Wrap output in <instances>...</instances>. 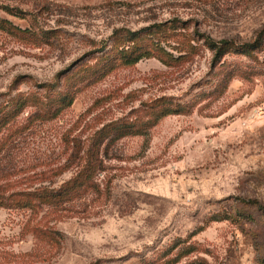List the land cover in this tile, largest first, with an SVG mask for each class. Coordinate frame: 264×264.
<instances>
[{
    "label": "rangeland",
    "instance_id": "374dc122",
    "mask_svg": "<svg viewBox=\"0 0 264 264\" xmlns=\"http://www.w3.org/2000/svg\"><path fill=\"white\" fill-rule=\"evenodd\" d=\"M0 20V193H61L0 207V264H264V0H0ZM202 35L232 48L213 64ZM124 45L148 55L102 75Z\"/></svg>",
    "mask_w": 264,
    "mask_h": 264
},
{
    "label": "trees",
    "instance_id": "16d2710c",
    "mask_svg": "<svg viewBox=\"0 0 264 264\" xmlns=\"http://www.w3.org/2000/svg\"><path fill=\"white\" fill-rule=\"evenodd\" d=\"M4 10L6 11L7 14L11 15L10 13L11 10L8 7H5ZM4 24H8V23L6 21L0 20V30H3ZM139 34H140V31L138 32H128L127 31L126 36H125L127 43L133 44V42L136 40L135 38H137ZM201 37H202V40L204 41L205 46L207 47V49L209 50L211 54V61L213 64L223 59L228 54L229 52L228 50L232 48V47H229L230 46L229 41H225V40L215 41L211 37L204 36V35H202ZM252 49L254 50L256 48L249 44L237 45L236 47H233V53L248 57ZM129 51H130L129 45H124L120 53V57L111 58V60L109 61L111 62V64H109L107 68L102 69V75L109 73L116 67L136 64L141 58H144L145 56L148 55L146 53L145 55H138L137 57L133 58L130 56ZM10 120L11 118H5V117L1 118L0 117V129H4L8 127ZM81 185H82L81 183H75L73 185V189H74L73 192L75 191V189L80 188ZM71 191H72V188L66 191L65 194H67V192L69 194L71 193ZM35 196L36 194L33 192L32 193H25V192L12 193L9 196H6L0 193V207L5 208V209H13V208L23 209L26 207H34L36 205V204H33L35 200H39L41 204L54 203V201L60 200V199H57V197L61 196V193L59 192L52 193V192L42 191V194L40 193L37 195L38 199H34ZM253 203L257 204L255 202Z\"/></svg>",
    "mask_w": 264,
    "mask_h": 264
}]
</instances>
